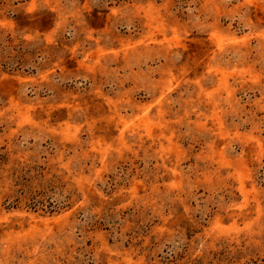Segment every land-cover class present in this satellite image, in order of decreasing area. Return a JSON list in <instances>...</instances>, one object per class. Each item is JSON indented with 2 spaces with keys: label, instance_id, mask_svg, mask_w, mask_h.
Here are the masks:
<instances>
[{
  "label": "rangeland",
  "instance_id": "obj_1",
  "mask_svg": "<svg viewBox=\"0 0 264 264\" xmlns=\"http://www.w3.org/2000/svg\"><path fill=\"white\" fill-rule=\"evenodd\" d=\"M0 264H264V0H0Z\"/></svg>",
  "mask_w": 264,
  "mask_h": 264
}]
</instances>
